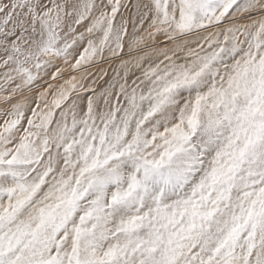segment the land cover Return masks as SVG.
I'll use <instances>...</instances> for the list:
<instances>
[{
	"label": "snow or ice",
	"instance_id": "6c2138e0",
	"mask_svg": "<svg viewBox=\"0 0 264 264\" xmlns=\"http://www.w3.org/2000/svg\"><path fill=\"white\" fill-rule=\"evenodd\" d=\"M0 264H264V0H0Z\"/></svg>",
	"mask_w": 264,
	"mask_h": 264
}]
</instances>
